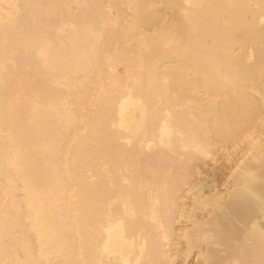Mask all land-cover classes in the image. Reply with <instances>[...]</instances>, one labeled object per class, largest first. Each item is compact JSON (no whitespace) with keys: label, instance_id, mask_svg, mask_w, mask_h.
<instances>
[{"label":"bare ground","instance_id":"6f19581e","mask_svg":"<svg viewBox=\"0 0 264 264\" xmlns=\"http://www.w3.org/2000/svg\"><path fill=\"white\" fill-rule=\"evenodd\" d=\"M218 152L225 199L193 182ZM174 240L264 264V0H0V264Z\"/></svg>","mask_w":264,"mask_h":264},{"label":"rangeland","instance_id":"374dc122","mask_svg":"<svg viewBox=\"0 0 264 264\" xmlns=\"http://www.w3.org/2000/svg\"><path fill=\"white\" fill-rule=\"evenodd\" d=\"M221 153L222 152H218V154L214 158L211 157L213 159L208 160L209 167L208 165H202L200 168L201 171H197V169L193 171V182L195 184L197 183L196 185L198 184L206 185V187L210 189L216 188L215 190L216 195L225 199V197H227L226 195L228 194V192L233 188V181L231 179V174L233 170H235V168L232 163L230 164V162L225 160L224 158L225 156H222L223 154ZM203 169H205V171L207 172H203L204 171ZM199 217H202L201 213L199 214ZM176 226L177 227L187 226L188 230L192 228V226L186 225L184 222L181 224L178 223ZM169 248L172 251L170 252V254L171 253L173 254L172 258L174 259L173 260L174 264H182L183 260L181 258V255H179L178 253L181 251V245L179 244V242L177 240H174L172 246H170ZM204 251H206L204 248L193 251V253L189 255V257L187 258L185 264H202L199 254L200 252L203 253Z\"/></svg>","mask_w":264,"mask_h":264}]
</instances>
